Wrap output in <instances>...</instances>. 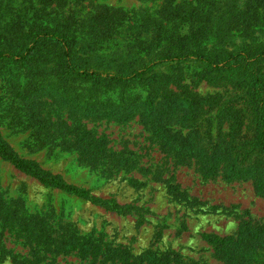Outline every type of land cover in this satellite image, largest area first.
<instances>
[{"label": "trees", "instance_id": "1", "mask_svg": "<svg viewBox=\"0 0 264 264\" xmlns=\"http://www.w3.org/2000/svg\"><path fill=\"white\" fill-rule=\"evenodd\" d=\"M86 1L29 0L30 5L19 7L17 0H0V76L8 77L9 97L14 113L19 114L17 121L9 119V125L31 126L45 145L59 140L60 145L78 151L79 159L92 168L106 164L110 169L126 167L130 159L123 153L109 154L105 137H96L81 119L125 124L137 117L160 149L178 164L194 162L204 178L252 182L264 198V73L255 69L264 65V41L259 35L264 37V25L250 21H264V0L254 2L262 3L263 15L250 3V9L240 12L248 21L239 29L242 45L237 48L219 39L228 31L219 25L228 24L230 17H218L210 9L214 0L177 4L176 0H159L163 5L157 13L136 19L105 6L94 16L80 17L74 8ZM123 26V39L128 40L111 53L101 52V42L92 41L94 35L87 32L99 29L95 37L104 39ZM186 81L231 87V92L226 97L188 98ZM47 99H51L49 106L66 109L70 117H76L73 127L65 120L52 122L42 115L41 106ZM184 129L188 130L185 136ZM0 159L47 188L95 205L108 204L20 157L1 135ZM167 191L187 205L196 204L174 183ZM3 203L0 197V216H7ZM121 209L111 207L117 213ZM13 214L15 233L32 254L27 258L12 255L14 264H39L42 258L72 253L88 264L109 260L111 264H180L181 256L173 252L158 257L147 250L133 256L64 232L55 237L43 219ZM202 239L222 264H264V222L248 219L231 235L203 234Z\"/></svg>", "mask_w": 264, "mask_h": 264}, {"label": "rangeland", "instance_id": "2", "mask_svg": "<svg viewBox=\"0 0 264 264\" xmlns=\"http://www.w3.org/2000/svg\"><path fill=\"white\" fill-rule=\"evenodd\" d=\"M183 1L191 0H176V4ZM255 1L214 0L210 9L218 17H230L228 24L219 25L228 27L219 39L229 45L235 44L236 48L242 45L238 38L241 34L239 29L248 20H244L240 12L254 5L257 13L263 15L262 3L256 4ZM17 2L19 7L30 5L29 0L26 3L25 0ZM162 5L159 0H88L74 9L85 18L94 16L100 12V6H105L121 9L136 19L144 13L154 15ZM250 21L256 26L264 25L262 18ZM122 28L125 27L110 35L100 31L104 39L95 37L99 29L95 32L88 29L87 32L90 36L94 35L92 41L101 42L98 46L101 52L111 53L128 40L123 39L125 32H121ZM259 35L260 41H264V37ZM255 69L264 73V65ZM167 72L170 73L169 70ZM22 74L25 75L24 68ZM184 83L189 86V94L185 95L188 98L191 95L226 97L231 92V87L214 86L206 81ZM7 85L8 77L0 76L1 137L20 157L35 161L42 169L60 176L63 182L86 189L93 198L108 204L95 205L92 201L47 188L0 159V197L7 215L0 216V264H14L12 255L22 258L32 256L30 247L15 233L17 224L13 222V212V215L25 219H43L47 231L55 237L64 232L72 238L94 240L102 249L120 248L133 256H140L147 250L155 252L158 257L173 252L181 256L180 264H222L214 258L212 248L203 241L202 235L224 237L235 233L248 219L264 222V198L255 192L252 182L204 178L194 162L178 164L160 149L151 132L139 123L137 117L125 124L80 118L87 130L96 133V137H105L109 154L123 153L130 159L126 167L108 169L105 164L92 168L91 164L79 159L78 151L71 146L60 145L59 140L45 145L43 139L38 141V133L31 126L9 125V119L15 117L17 121L19 114L14 113L15 106ZM170 89L180 91L174 86ZM50 103L51 99H47L41 106L42 115L52 122L65 120L69 127H73L76 117H70L66 109L49 106ZM172 128L178 130V127ZM187 132V129L182 130V135ZM171 183L178 185L179 190L196 204L187 205L180 199L172 198L167 191ZM114 205L122 207L119 213L111 210ZM4 251L11 255L4 254ZM53 260V264H88L75 253L42 258L39 264H49ZM111 263L109 260L105 264Z\"/></svg>", "mask_w": 264, "mask_h": 264}]
</instances>
